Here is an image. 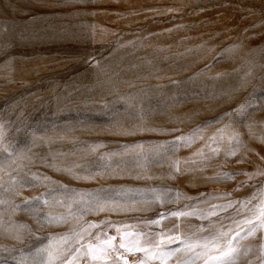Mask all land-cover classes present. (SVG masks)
Segmentation results:
<instances>
[{
    "label": "rangeland",
    "instance_id": "1",
    "mask_svg": "<svg viewBox=\"0 0 264 264\" xmlns=\"http://www.w3.org/2000/svg\"><path fill=\"white\" fill-rule=\"evenodd\" d=\"M262 204L264 0H0V264H264Z\"/></svg>",
    "mask_w": 264,
    "mask_h": 264
},
{
    "label": "snow or ice",
    "instance_id": "2",
    "mask_svg": "<svg viewBox=\"0 0 264 264\" xmlns=\"http://www.w3.org/2000/svg\"><path fill=\"white\" fill-rule=\"evenodd\" d=\"M233 222L237 225L238 228H243V230L249 235H254L257 231L264 230V204H262L261 208L258 209L254 214L253 217L245 218L243 221V224H241L240 221L233 220ZM243 225H247L246 228L243 227ZM113 240L115 237L112 238ZM235 238L231 237L227 240L225 245H221L218 240L212 241V246L217 251L220 252V255L211 257L212 260H215L218 262V264H235V261L238 258V249L233 246V240ZM168 244L173 243H179L181 246H185L184 241H180L178 237H169ZM197 247H204L207 248V244H197ZM84 247V246H82ZM159 247V245H157ZM187 247L191 248V245H187ZM110 250H117V249H124L125 252L132 251L133 249L137 251H146V249H143L139 244H133L131 246L126 245L125 243H121L118 246H109ZM178 249L169 248L167 252L160 257H157L161 259L162 261L166 262L167 257L171 256L175 252H177ZM106 254V253H105ZM83 256H91L92 259H101L102 257L97 256L94 254V249L91 246L85 247L83 251ZM81 257L80 250H77V253L73 257V259H79ZM68 264H72V260L68 261ZM114 264H119V257L114 261ZM125 264L127 262L125 261ZM207 264V261H206Z\"/></svg>",
    "mask_w": 264,
    "mask_h": 264
}]
</instances>
